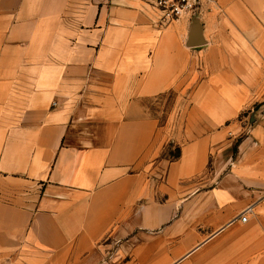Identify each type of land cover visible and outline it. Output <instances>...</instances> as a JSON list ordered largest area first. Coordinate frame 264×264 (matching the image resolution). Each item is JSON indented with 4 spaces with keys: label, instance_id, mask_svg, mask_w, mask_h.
<instances>
[{
    "label": "crops",
    "instance_id": "1",
    "mask_svg": "<svg viewBox=\"0 0 264 264\" xmlns=\"http://www.w3.org/2000/svg\"><path fill=\"white\" fill-rule=\"evenodd\" d=\"M148 1L0 0V264H264V109L228 134L264 90L261 13L219 0L188 47L194 18Z\"/></svg>",
    "mask_w": 264,
    "mask_h": 264
},
{
    "label": "rangeland",
    "instance_id": "2",
    "mask_svg": "<svg viewBox=\"0 0 264 264\" xmlns=\"http://www.w3.org/2000/svg\"><path fill=\"white\" fill-rule=\"evenodd\" d=\"M215 1H216L215 4L210 3L206 6L205 12L206 11L210 12V10L214 7H215V10L218 11V13L223 12V11H220V9L222 10V8L220 6L219 0H215ZM250 1L252 3V6H254L252 8L255 9L253 10V12L255 14L257 13L262 14V15L260 14L258 18V22L256 23L264 25V0H250ZM255 101L256 102L253 104L250 110L244 112L240 116V121L242 120L244 121L241 122L240 124L237 121H235V123L238 124V128L235 131H229L228 133L229 136L233 135V137L236 138L235 143L237 141H240L244 136L248 135V133L250 132L252 124H253L252 119H251L252 117L250 118V115L252 114L254 115V112L261 110L262 108L264 109V90L262 91V93L256 96ZM181 102H182V97H179L176 93H168L164 96L158 97L157 99H152L148 101L147 102L148 107H145V108H146V112L150 116L157 118L160 124H164L172 120V113L174 109L177 112V115L173 117V120L174 119L176 120L179 118V115H180L179 105ZM167 153L171 157H174L178 153V148L168 147Z\"/></svg>",
    "mask_w": 264,
    "mask_h": 264
},
{
    "label": "built area",
    "instance_id": "3",
    "mask_svg": "<svg viewBox=\"0 0 264 264\" xmlns=\"http://www.w3.org/2000/svg\"><path fill=\"white\" fill-rule=\"evenodd\" d=\"M215 2V0H150L147 2V10L156 24L166 27L185 17L189 19L197 17L205 11L208 4ZM252 211L253 206L246 207L239 215L240 221L246 223Z\"/></svg>",
    "mask_w": 264,
    "mask_h": 264
},
{
    "label": "water",
    "instance_id": "4",
    "mask_svg": "<svg viewBox=\"0 0 264 264\" xmlns=\"http://www.w3.org/2000/svg\"><path fill=\"white\" fill-rule=\"evenodd\" d=\"M205 43L206 41L203 37L199 18L195 17L193 19L192 27L190 29L187 46L188 47H198V46L204 45Z\"/></svg>",
    "mask_w": 264,
    "mask_h": 264
},
{
    "label": "trees",
    "instance_id": "5",
    "mask_svg": "<svg viewBox=\"0 0 264 264\" xmlns=\"http://www.w3.org/2000/svg\"><path fill=\"white\" fill-rule=\"evenodd\" d=\"M180 157V149H178V153L174 156V158Z\"/></svg>",
    "mask_w": 264,
    "mask_h": 264
}]
</instances>
